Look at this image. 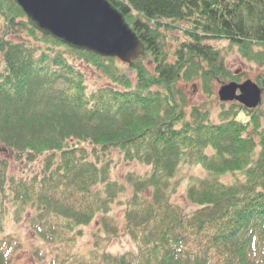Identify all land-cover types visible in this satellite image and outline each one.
Segmentation results:
<instances>
[{"label":"trees","instance_id":"obj_1","mask_svg":"<svg viewBox=\"0 0 264 264\" xmlns=\"http://www.w3.org/2000/svg\"><path fill=\"white\" fill-rule=\"evenodd\" d=\"M108 1L145 48L125 69L117 59L43 36L14 1L0 0V152L45 162L41 176L14 178L0 157V223L12 210L19 223L35 208L27 224L39 239L68 231L64 244L34 252L46 257L57 251L51 264L59 258L60 264H264L260 107L221 104L215 123L207 107H189L180 87L200 79L211 95L213 82L239 80L207 44L211 40L227 41L243 58L264 63V0ZM181 24L185 41L170 55L162 33ZM71 58L108 85L89 90ZM113 150L147 172L116 180ZM181 166L206 173L190 179V213L171 201ZM128 187L133 192L122 226L111 207ZM94 220L103 228L93 231L88 257H62L72 246L66 244L82 238ZM120 234L134 249L112 255L105 248ZM12 245L0 246V264H9Z\"/></svg>","mask_w":264,"mask_h":264},{"label":"rangeland","instance_id":"obj_2","mask_svg":"<svg viewBox=\"0 0 264 264\" xmlns=\"http://www.w3.org/2000/svg\"><path fill=\"white\" fill-rule=\"evenodd\" d=\"M14 1V0H12ZM15 2V1H14ZM16 3V2H15ZM17 4V3H16ZM18 5V4H17ZM23 11V10H22ZM119 11V10H118ZM24 12V11H23ZM120 12V11H119ZM25 14V13H24ZM128 24V23H127ZM129 25V24H128ZM185 24L176 25L177 29H168L164 30L162 33L164 39L166 41L165 47L168 50V53L171 55L178 48V46L185 41L184 36L182 35L181 28H185ZM132 29V28H131ZM23 38L24 35H23ZM26 40V39H24ZM207 44L212 48L219 50L221 56L225 60V64L227 69L239 76L238 81H223V82H213L211 87L212 94H208L205 92L203 86V81L200 79L180 83V87L185 94L186 100L188 102L189 107L193 105H199L203 107H207L212 114V120L215 123H218L217 115L220 110L221 104L230 105L231 103H238L237 101L231 102H221L219 98V90L228 84L235 83L237 85H242L247 81H251L256 84L262 90V102L260 104V114L264 117V63L262 65H258L256 63L250 62L249 60L243 58L236 47H231L227 41L224 40H211L208 41ZM70 48V47H69ZM72 49V48H71ZM79 51V50H78ZM257 52H260V49L256 48ZM86 52V51H82ZM88 53V52H86ZM90 54V53H89ZM145 54V52H144ZM143 54V55H144ZM95 55V54H94ZM141 55V56H143ZM68 57L70 55H67ZM172 58V57H171ZM107 59V58H106ZM118 60V59H117ZM70 61H74L77 70L84 74L86 85L89 90H96L99 88H103L108 85L107 79L100 73L93 70V68L89 67L84 61L76 60L75 58H71ZM120 66L124 69L127 67L126 63L121 61H117ZM128 65V64H127ZM153 67H150L152 69ZM3 70V60L0 55V74ZM132 77L135 74H130ZM239 91L237 92V96H239ZM242 105V104H240ZM243 106V105H242ZM244 107V106H243ZM246 108V107H244ZM247 109V108H246ZM188 110V109H187ZM250 110V109H247ZM255 110V109H254ZM241 118H244L241 116ZM264 119V118H263ZM262 127L264 130V120H262ZM112 155L110 159L114 160L115 164L119 163L113 170V176L116 180L121 181L126 174L137 173L140 176L144 175L147 172V168L141 166L136 163H124L121 161V157L117 154V151H111ZM0 157L7 160L9 163V175L14 176V178H23V177H35L42 174L44 169V157H38L34 161H28L24 158L17 157L16 154L8 152L1 153ZM109 158H105L107 161ZM206 173L202 168H189L187 166L180 167V173L177 176V181H179V187L176 194L171 198V201L183 208L184 212L190 213L194 210V208L190 205V203L186 200L185 194L186 189L189 185L190 179L194 177H204ZM231 178L226 177L224 182H230ZM132 189L128 187L126 190L121 193V198L116 200L111 207V214L116 218L118 223L123 226L124 222V213L126 211V203L129 197L132 195ZM31 213L26 212L22 216V219L19 223H14L12 220V216L14 214V210L8 213V216L3 217V227L0 223V245L4 247L7 244L9 246L11 243L13 244L11 247L14 248V252L9 254L11 258L9 264H51V260L55 257H52L53 254H57V251L49 253L46 257H42V255L35 257L36 249L44 246L54 245L55 243H65L63 239L64 234L69 233L66 230H62V228L58 229V233L61 234V237L58 239H52L51 241H43L39 239L33 231H30V226H28V220L30 216H35L37 214V210L29 208ZM33 214V215H32ZM97 220V218L95 219ZM94 220V221H95ZM92 221L88 227H84L83 237L79 238L74 244H66L72 245L71 248L65 249V253L68 254L64 256L61 253L62 257L65 259L72 258V256H82L85 259L88 257L87 254L95 248L93 246V231H97L98 228L102 229L103 225L100 226L99 221ZM97 223V224H94ZM3 242V243H2ZM104 247V246H103ZM109 251L110 254H122L127 251L133 250V243L131 239L127 237H120L115 239L112 244L105 248ZM9 260V259H8ZM61 263V259L59 258L57 264Z\"/></svg>","mask_w":264,"mask_h":264},{"label":"water","instance_id":"obj_3","mask_svg":"<svg viewBox=\"0 0 264 264\" xmlns=\"http://www.w3.org/2000/svg\"><path fill=\"white\" fill-rule=\"evenodd\" d=\"M14 1L37 32L74 50L126 64L145 52L124 15L108 0ZM218 95L221 102L237 101L250 110L257 109L262 102V90L251 81L223 86Z\"/></svg>","mask_w":264,"mask_h":264},{"label":"bare ground","instance_id":"obj_4","mask_svg":"<svg viewBox=\"0 0 264 264\" xmlns=\"http://www.w3.org/2000/svg\"><path fill=\"white\" fill-rule=\"evenodd\" d=\"M140 57H141V56H140ZM140 57H139V58H140ZM139 58H138V59H139ZM138 59H137V60H138ZM132 63H133V62H132ZM132 63H131V64H132ZM128 65H130V64H128Z\"/></svg>","mask_w":264,"mask_h":264}]
</instances>
